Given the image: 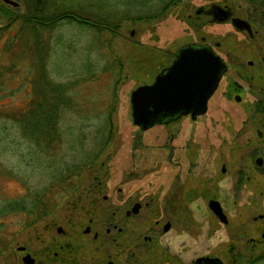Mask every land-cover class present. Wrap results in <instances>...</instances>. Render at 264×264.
Masks as SVG:
<instances>
[{"label": "rangeland", "instance_id": "1", "mask_svg": "<svg viewBox=\"0 0 264 264\" xmlns=\"http://www.w3.org/2000/svg\"><path fill=\"white\" fill-rule=\"evenodd\" d=\"M12 1L15 3L0 0V25L5 26L0 30V264H10L12 249L19 242L29 243L33 249L40 247L43 227L49 219L65 221L87 199H95L100 209L105 208L101 197L84 195L97 178L104 183L99 190L108 193L123 184L124 175H136L133 184L144 185V190L150 191L148 198L160 197L171 169L185 173L192 158L188 153L193 150L178 145L174 150L175 166H169L170 156L163 144L171 141L172 124L155 123L142 129L132 121L130 104L131 90L152 82L180 46L189 41L201 42L202 36L209 42L226 36L229 46H264V17L260 16L264 0H53L51 11L71 8L84 17L91 15V22L60 20L56 29L50 28L36 43L38 51L43 50L46 56L47 77L59 81L65 94L62 92L57 124L41 131L30 130L28 135L33 136H28L7 117L26 106L33 90V79L27 74L34 62V46L31 42L27 45L32 35L30 30L27 34L20 30L25 5L22 0ZM214 2L231 5L239 15L251 16L259 35L244 41L228 23H198L206 16L195 19V9ZM5 7L10 8L9 15ZM192 19L195 23L190 24ZM97 21H104L113 30L97 26ZM197 119L199 123H190L186 118L174 125L182 128L180 134H174L177 140L194 142L186 139V129L200 132L202 116ZM201 152H197L200 159L204 157ZM200 168L190 178L191 188L198 182L199 187L202 185L197 177ZM76 175L81 176L71 179ZM64 178H69L65 187L60 180ZM76 183L72 191L69 185ZM195 194L197 198L199 192ZM226 195V225L209 213L180 211L175 218V214L152 208L145 210L144 224L148 229L163 212V216L175 218V227L163 238L193 244V255L199 251L195 246L207 238L209 244L203 248L221 251L225 264H246L248 256L264 249L263 244L252 246L247 240L256 235L251 220L254 210L247 207L248 202L243 204V198ZM48 201L58 206L52 215L43 216ZM99 211L97 221L105 216ZM163 216L161 219H165ZM187 252L178 254V260L185 259ZM235 258L239 260L236 263ZM251 264H264V260Z\"/></svg>", "mask_w": 264, "mask_h": 264}, {"label": "flooded vegetation", "instance_id": "2", "mask_svg": "<svg viewBox=\"0 0 264 264\" xmlns=\"http://www.w3.org/2000/svg\"><path fill=\"white\" fill-rule=\"evenodd\" d=\"M216 4L214 8L210 7V3L195 9V19L200 15L206 16L198 23H228L235 33L242 34L241 39L244 41L253 40L259 35L251 16L237 14L231 5ZM226 16L224 20H217ZM260 16L264 17L263 11ZM233 17L244 19L250 29L238 28L233 24ZM195 19L190 24L195 23ZM201 39V42L188 43L209 45L224 63L216 87L201 112L189 110L175 114L168 121L158 122L172 124L171 141L163 144L170 156L166 160L169 166H175L174 150L179 148L178 145L193 150L194 153H188L192 158L185 173L179 174L176 169H171L166 179V189L161 191L160 197L149 195L148 198L146 194H150V191L146 192L144 185L133 184L136 175H124L123 184L108 193L99 190L104 183L97 178L84 190V195L101 197L106 203L105 208L100 209L95 199H87L75 207L77 212L65 217V221L49 219L43 227V244L33 249L29 243H17L15 250L12 249L10 264H225L221 251L203 248L209 244L207 238L195 246L199 251L193 255V244H178L180 239H167L162 235L172 231L180 211L183 214L193 211L209 213L226 225L229 222L224 199L226 194L243 198V204L248 202L247 207L254 210L251 220L256 235L248 236L247 240L252 246L264 245V46H229L230 41L226 40V36L212 42L205 36ZM171 62L161 67L156 74ZM198 116H202L201 131L193 132L190 126V129H186V133H189L186 139H194V142L177 140L178 136L174 134H180L182 128L174 125L186 118L190 123H199ZM201 149L204 154L202 159L197 153ZM199 166L201 168L197 177L202 185L199 187L197 181L191 188L190 178ZM80 176H72L71 179ZM64 184L63 187L67 183ZM69 186L73 191L78 184ZM197 191L199 198H195ZM54 203L48 201L41 215H52L58 206ZM147 208L155 209L156 212L164 210V213H171L172 216L175 214V218L163 216L161 212L147 229L143 216ZM215 208L220 209L225 220L218 216ZM97 211L105 212L101 221H97ZM162 216L165 219H161ZM185 251H188L185 259L178 260ZM263 253L264 249L253 257L248 256L245 262L258 260ZM237 261L238 258L233 260L235 263Z\"/></svg>", "mask_w": 264, "mask_h": 264}, {"label": "water", "instance_id": "3", "mask_svg": "<svg viewBox=\"0 0 264 264\" xmlns=\"http://www.w3.org/2000/svg\"><path fill=\"white\" fill-rule=\"evenodd\" d=\"M217 5L211 3L210 7ZM210 20H214V17ZM232 21L238 28L250 29L242 18L233 17ZM223 68V60L209 45L186 43L180 46L171 64L157 73L152 82L140 84L131 90L132 121L145 129L168 121L181 112H201ZM215 210L225 220L220 209Z\"/></svg>", "mask_w": 264, "mask_h": 264}, {"label": "trees", "instance_id": "4", "mask_svg": "<svg viewBox=\"0 0 264 264\" xmlns=\"http://www.w3.org/2000/svg\"><path fill=\"white\" fill-rule=\"evenodd\" d=\"M22 3L25 5V10L20 14V18L22 21L21 23L23 24L20 27V30L23 32L26 31V34L28 30H30L32 40H28L27 45L29 44V42H31L30 44H33L34 46V62L30 61L31 69L29 70V73H27L28 76L32 77L33 79V90L32 96L26 106L19 113L8 115L7 117L12 122H16V124L14 125L18 126L23 131L24 135H28L30 130L41 131V129L43 128L54 126L57 124L58 118L60 116L61 101H63L62 92H64L62 90L63 85H61L59 81H54L52 78L51 79L53 81H50L51 79L47 77L48 71L44 64L46 61V56L43 53V50H41L42 53L38 51L39 49L36 43L44 38L43 36L50 28L56 29L57 26L60 25V20L74 19L81 22L86 21L87 23H89V21L91 20V15H86L84 17L80 15L77 10H72L71 8H63L65 10H60L58 11V13L53 12L50 10V7H54L53 0H22ZM61 7L65 6L62 5ZM4 9L9 15L10 8L5 7ZM94 24H96L97 26L99 25L100 27L105 26L111 31L113 30L112 26L106 24L104 21H100L99 23L97 21V23ZM0 27V30H3L5 28V26L1 25ZM14 38H16V36L13 37V39ZM2 84L3 81L0 79V85ZM34 133L38 134V132ZM29 135L33 136V134ZM60 180L64 181L65 183L69 182L67 178ZM261 259L264 260V253L258 260ZM255 261L248 262L246 264H251Z\"/></svg>", "mask_w": 264, "mask_h": 264}]
</instances>
